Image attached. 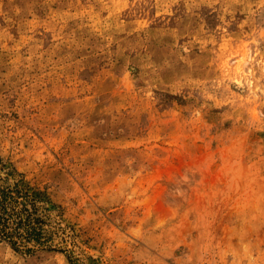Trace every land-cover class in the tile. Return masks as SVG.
<instances>
[{"label": "rangeland", "instance_id": "374dc122", "mask_svg": "<svg viewBox=\"0 0 264 264\" xmlns=\"http://www.w3.org/2000/svg\"><path fill=\"white\" fill-rule=\"evenodd\" d=\"M2 164L99 264H264V0H0Z\"/></svg>", "mask_w": 264, "mask_h": 264}, {"label": "trees", "instance_id": "16d2710c", "mask_svg": "<svg viewBox=\"0 0 264 264\" xmlns=\"http://www.w3.org/2000/svg\"><path fill=\"white\" fill-rule=\"evenodd\" d=\"M56 207L44 192L18 178L15 169L0 166V239L17 251L30 253L43 247L68 253L71 264H99L78 253L79 245L66 227L52 223Z\"/></svg>", "mask_w": 264, "mask_h": 264}]
</instances>
